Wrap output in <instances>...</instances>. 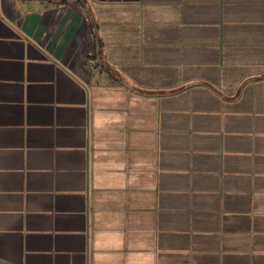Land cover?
<instances>
[{
    "label": "crops",
    "instance_id": "crops-1",
    "mask_svg": "<svg viewBox=\"0 0 264 264\" xmlns=\"http://www.w3.org/2000/svg\"><path fill=\"white\" fill-rule=\"evenodd\" d=\"M0 264H264V0H0Z\"/></svg>",
    "mask_w": 264,
    "mask_h": 264
}]
</instances>
